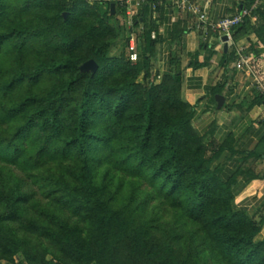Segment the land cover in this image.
<instances>
[{
  "label": "trees",
  "instance_id": "obj_1",
  "mask_svg": "<svg viewBox=\"0 0 264 264\" xmlns=\"http://www.w3.org/2000/svg\"><path fill=\"white\" fill-rule=\"evenodd\" d=\"M155 2L127 14L118 0H0V264H264L262 220L235 207L245 172L212 167L180 58L154 66ZM242 10L211 95L238 44L264 87V0H229V16ZM186 30L174 22L171 44ZM223 36L208 32L189 66L208 65ZM245 155L264 157V136Z\"/></svg>",
  "mask_w": 264,
  "mask_h": 264
},
{
  "label": "crops",
  "instance_id": "obj_2",
  "mask_svg": "<svg viewBox=\"0 0 264 264\" xmlns=\"http://www.w3.org/2000/svg\"><path fill=\"white\" fill-rule=\"evenodd\" d=\"M155 3L159 8L155 16L159 19L161 40L157 44L154 66L166 72L172 50L180 58V95L192 108V123L196 132L204 138L206 154L212 158L211 165L219 167L224 178L239 169L245 172L237 177L234 184L235 207L255 216L256 220H262L259 237L264 238V157L256 159L245 155L264 136V107L254 99L255 90L251 87L253 79L230 64L221 92L211 95L210 90L216 82L217 64L224 52L223 44L204 67L193 69L188 61L190 54L198 49L200 41L212 31L211 23L230 15L229 0H213L212 3L195 0L191 3L201 9L198 14L181 10L176 0H156ZM178 20L187 30L172 45L169 39L171 26ZM129 44L134 47V40L131 39ZM227 45L229 49L230 41ZM215 95L223 97L219 108Z\"/></svg>",
  "mask_w": 264,
  "mask_h": 264
},
{
  "label": "built area",
  "instance_id": "obj_3",
  "mask_svg": "<svg viewBox=\"0 0 264 264\" xmlns=\"http://www.w3.org/2000/svg\"><path fill=\"white\" fill-rule=\"evenodd\" d=\"M142 1L143 0H118L120 4H125V3L127 4V7H126L127 14L130 13L131 8L139 6V4ZM176 1L178 2V7L181 10L191 12L194 14L199 13L198 6L189 2V0H176ZM246 13H247L246 10H242L240 13H237L231 16H224L218 19L216 22L211 23L210 28L212 31H219L223 35H229L231 28L237 25L238 23H240L243 15ZM230 44H232L231 41H230ZM130 49L132 50L133 47L130 46ZM135 58H136V53L131 51L130 59L135 60ZM249 60H250V54L246 51V45L238 44L237 46H235V58L232 63L233 68L238 71L242 70L246 72L248 75H251V70L248 67ZM251 87H254L259 92H264V87L261 85V83L256 78H253L251 82Z\"/></svg>",
  "mask_w": 264,
  "mask_h": 264
},
{
  "label": "water",
  "instance_id": "obj_4",
  "mask_svg": "<svg viewBox=\"0 0 264 264\" xmlns=\"http://www.w3.org/2000/svg\"><path fill=\"white\" fill-rule=\"evenodd\" d=\"M110 9L111 11H113V4H110ZM226 35L223 36V40H224V43H223V51H226L227 50V42L225 41L226 40ZM97 69V64L92 60V59H89L87 61H85L83 64H81L80 66V70L82 71H91L92 73L95 72V70ZM215 100L217 102V108H219L222 103H223V97L221 95H215Z\"/></svg>",
  "mask_w": 264,
  "mask_h": 264
},
{
  "label": "rangeland",
  "instance_id": "obj_5",
  "mask_svg": "<svg viewBox=\"0 0 264 264\" xmlns=\"http://www.w3.org/2000/svg\"><path fill=\"white\" fill-rule=\"evenodd\" d=\"M257 19V17H256V15H254L253 17H252V20H256ZM132 36H133V33H132ZM241 42H243V41H241ZM117 51V49H116V47H113L112 48V50H111V53H115ZM257 90V89H256Z\"/></svg>",
  "mask_w": 264,
  "mask_h": 264
}]
</instances>
